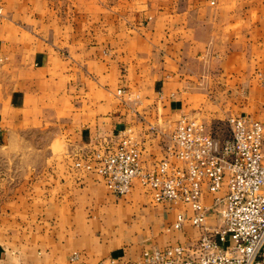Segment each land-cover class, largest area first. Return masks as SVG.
Listing matches in <instances>:
<instances>
[{"label": "crops", "instance_id": "obj_1", "mask_svg": "<svg viewBox=\"0 0 264 264\" xmlns=\"http://www.w3.org/2000/svg\"><path fill=\"white\" fill-rule=\"evenodd\" d=\"M0 4V161L18 162L0 171V264H142L194 243L189 221L168 230L187 206L138 181L118 197L83 165L125 128L151 172L183 116L264 121V0Z\"/></svg>", "mask_w": 264, "mask_h": 264}, {"label": "built area", "instance_id": "obj_2", "mask_svg": "<svg viewBox=\"0 0 264 264\" xmlns=\"http://www.w3.org/2000/svg\"><path fill=\"white\" fill-rule=\"evenodd\" d=\"M228 124L230 135L220 140L200 120L183 116L168 155L151 172L141 166L129 128L118 132L113 147L95 151L84 163L118 197L129 195L138 181L154 203L191 211L189 217L178 214L168 230H181L189 221L198 239L144 251L142 264H264V121L234 116ZM204 187L212 196L209 206ZM212 214L215 224H209ZM79 259L74 253L70 262Z\"/></svg>", "mask_w": 264, "mask_h": 264}, {"label": "rangeland", "instance_id": "obj_3", "mask_svg": "<svg viewBox=\"0 0 264 264\" xmlns=\"http://www.w3.org/2000/svg\"><path fill=\"white\" fill-rule=\"evenodd\" d=\"M0 7L2 8V5L0 4ZM3 10V8H2ZM197 119V118H196ZM199 120V119H198ZM201 121V120H200ZM202 123H204V121L202 120L201 121ZM205 124V123H204ZM206 126V124H205ZM207 127V126H206ZM208 128V127H207ZM212 133L213 135L220 139V140H225L229 137L230 135V128H229V124H228V121H222V122H219V123H216V124H213L211 127L208 128ZM42 139V138H41ZM36 145L39 146V142L41 141H38V140H32ZM34 146V145H32ZM6 153H4V158L3 160L4 161H0V171L1 170H6V169H12V170H15L16 168H18V162L17 164H14L12 166V162L11 160L9 161H6L5 157L7 158L9 155H6ZM26 162H22L21 164L19 163V167L21 166H25ZM0 176H1V173H0ZM8 181H10V178L6 177V176H1L0 177V183L3 182V185H7L5 183H7ZM1 185V184H0ZM2 185V186H3ZM8 186V185H7ZM10 187V186H8ZM178 205H181V204H178ZM184 206V205H183Z\"/></svg>", "mask_w": 264, "mask_h": 264}]
</instances>
